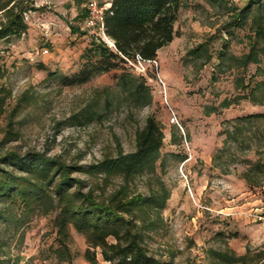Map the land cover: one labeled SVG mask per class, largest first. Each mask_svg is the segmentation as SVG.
I'll return each mask as SVG.
<instances>
[{
    "label": "rangeland",
    "instance_id": "1",
    "mask_svg": "<svg viewBox=\"0 0 264 264\" xmlns=\"http://www.w3.org/2000/svg\"><path fill=\"white\" fill-rule=\"evenodd\" d=\"M252 1L183 0L178 36L160 50L152 80L145 79L152 102L136 104L117 86L120 71L84 85L62 83L63 75L78 71L95 35L85 28L83 0H34L26 14L28 32L0 40V155L41 153L70 166L96 165L119 151L135 152L138 131L153 117L165 134L155 171L129 180L83 172L73 177L103 198L119 191L128 199L168 192L165 208L141 221L147 252L161 264H230L215 252L247 255L234 264H264V184L251 187L242 178L244 157L264 164V123L245 131V144L227 150L221 167L214 165L225 123L264 112L249 94L263 80L258 65L220 64L226 45L233 55L249 53L254 13L241 25L237 17ZM199 48L206 53L198 55ZM257 97L264 100V89ZM254 178L262 180L264 173ZM55 216L32 214L20 229L0 223V259L92 264L85 235L71 228L65 240ZM98 264H110L100 252Z\"/></svg>",
    "mask_w": 264,
    "mask_h": 264
},
{
    "label": "trees",
    "instance_id": "2",
    "mask_svg": "<svg viewBox=\"0 0 264 264\" xmlns=\"http://www.w3.org/2000/svg\"><path fill=\"white\" fill-rule=\"evenodd\" d=\"M183 0H112L106 11L107 35L115 42L109 47L105 42L92 38L80 59L81 64L72 75H63L65 86L84 85L105 73L120 71L116 75L117 86L127 98L136 104H150L152 95L144 76L134 75L127 65L128 59L140 55L144 59H157L159 52L178 36V21ZM258 4L253 10L252 3ZM34 0H0V40L21 37L29 30L26 14L33 9ZM253 11V12H252ZM253 15L254 37L249 53L233 55L229 47H223L221 65L231 61L237 67L257 64V74L263 80L251 89L250 96L256 106L262 107L257 92L264 89V0H253L238 14L239 25ZM195 52L202 56L205 50ZM58 75V73H54ZM0 96V105L3 102ZM230 106L232 103H225ZM264 123V112L238 117L225 123L222 134L224 147L217 151L214 165L221 167L222 155L231 148L244 143L245 131ZM165 134L159 123L149 118L144 129L137 133V146L133 153L119 151L115 157L106 158L91 166L66 165L57 158L41 153L18 154L9 152L0 155V223L12 224L15 229L29 221L32 214L56 213L58 234L70 240L71 228L84 234L88 248L87 261L98 264V253L110 264H161L150 256L145 247L144 216L157 214L165 208L169 193H154L128 199L121 191L110 197H100L93 190H85V182L73 177L83 172L93 177L106 179L123 177L126 180L146 171H155L160 159ZM251 151V145H245ZM242 163L243 173L249 186H262L264 179L257 181L254 175L264 173L262 161H253L247 156ZM227 169V170H226ZM224 169L228 172L229 168ZM2 247V245H1ZM216 257L230 264L247 259L245 256L215 252ZM0 264H8L0 259Z\"/></svg>",
    "mask_w": 264,
    "mask_h": 264
},
{
    "label": "built area",
    "instance_id": "3",
    "mask_svg": "<svg viewBox=\"0 0 264 264\" xmlns=\"http://www.w3.org/2000/svg\"><path fill=\"white\" fill-rule=\"evenodd\" d=\"M83 5L86 9V18L84 22L85 28L94 34L97 39L105 42L109 47L114 48L115 42L107 35L105 28L107 6L102 5L98 0H83ZM43 53L49 54V49L45 48ZM127 65L130 70L135 72L138 76H144L150 80H152L150 71H157L159 67L157 59L148 60L140 55H137L134 59H128ZM156 76H158V74ZM157 80H159V76L157 77ZM159 81L164 84L162 79ZM44 264L48 263L45 262Z\"/></svg>",
    "mask_w": 264,
    "mask_h": 264
},
{
    "label": "crops",
    "instance_id": "4",
    "mask_svg": "<svg viewBox=\"0 0 264 264\" xmlns=\"http://www.w3.org/2000/svg\"><path fill=\"white\" fill-rule=\"evenodd\" d=\"M101 1H104V5H106L107 8H109L111 6V1L112 0H101Z\"/></svg>",
    "mask_w": 264,
    "mask_h": 264
}]
</instances>
